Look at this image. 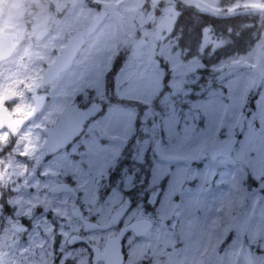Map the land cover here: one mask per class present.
<instances>
[{
    "label": "rangeland",
    "instance_id": "obj_1",
    "mask_svg": "<svg viewBox=\"0 0 264 264\" xmlns=\"http://www.w3.org/2000/svg\"><path fill=\"white\" fill-rule=\"evenodd\" d=\"M88 1L0 0V31L24 39L27 31H54L56 54L74 31L106 13L56 80L60 110L76 99L83 106L100 101L104 110L56 154V177L44 184L69 182L91 198L92 224L104 223L101 211L110 208L107 200L121 199L118 189L150 191L156 198L151 237L125 264H264V76L251 97L264 65V0ZM178 2L214 17L256 15L261 28L243 53L226 56L217 51L230 37L213 27L203 28L192 48L179 46V33L156 40L166 9ZM29 58L35 61L34 54ZM43 62L49 63L46 54ZM49 122L41 117L16 136L8 165L14 186L27 187L16 158L28 153L21 146L37 150L41 125ZM233 138L228 157L213 156ZM72 201L56 196L51 210L41 195L17 193L2 204L0 264H50L55 235L56 264H89L82 243H67L74 235L97 241L95 230H80ZM47 214L55 225L45 222Z\"/></svg>",
    "mask_w": 264,
    "mask_h": 264
},
{
    "label": "flooded vegetation",
    "instance_id": "obj_2",
    "mask_svg": "<svg viewBox=\"0 0 264 264\" xmlns=\"http://www.w3.org/2000/svg\"><path fill=\"white\" fill-rule=\"evenodd\" d=\"M88 3L89 1L85 0V4ZM170 6L169 9L176 12V15L172 14L176 19L174 24L176 25L182 10L176 7V5ZM0 32L14 33L16 35L15 41L17 42L12 54L7 59L0 61V114H9L14 118L28 117L34 112L36 106L42 107L27 124L15 129L14 132L8 127L0 129V180L4 181L0 183L3 185L0 188V206L4 205L5 202L8 204V200L17 193L41 195L45 199L44 206L51 210L56 209V196L66 195L67 197H71L73 201L69 206V210L78 213L75 214V217L79 219L80 230L84 233H86L85 231L95 230L93 233L94 239H97L96 242L93 243L86 237L87 242H78L82 243L88 250V263L93 264V249L90 246L91 244L98 247L101 252H104L110 239L123 231L120 243L124 260L123 264H125L131 253H135L136 248L142 245L141 240L147 237V235L151 237L155 225L153 216L156 208V198L151 196L150 191L133 192L131 189H118L117 191H120L119 195L121 199L117 203L107 200V207L110 203V208L101 211L104 223L92 224V218L88 219L87 217V212L91 211V198L85 197L80 189L77 190L73 184L65 182L74 187L75 193H56L50 191V188L56 182L47 186L44 184V180L50 175L56 177V154L62 150L58 153L47 154L43 146L46 140L43 129L52 126L56 122V116L67 104H70L66 103L61 110L59 109V99L56 93V80L58 78L44 81L46 69L53 64L56 58V38H49L50 35L54 34V31H27L25 39L23 38L24 34L20 35L22 36L20 38L13 31ZM23 50L25 52L21 55ZM28 54H34L35 61L32 58L27 59ZM44 54L49 58V63L43 62L38 64V61L42 60ZM17 55L19 58L11 61ZM34 62L36 65L33 64ZM68 70L60 73V75ZM258 74H264V70L259 69ZM73 102H77L78 105L83 107L77 99ZM44 116L50 118L51 122L41 125L42 140L38 149L32 150L33 146L31 144L23 145L21 148L28 151V153L25 156H16L23 168L22 181L27 187L23 188L19 183H16V186H14V183L11 181L13 178L9 175L8 165L15 154L14 148L17 146L16 136L27 127L34 125L36 121ZM108 191L105 193L106 195H108ZM50 219L51 214H47L45 222H51L55 225V221H50ZM70 238L72 236L69 237L67 243H70ZM59 242L60 239L56 243L55 235V238L53 237L52 240V251L49 253L51 256L48 257V259H51L50 264H56V258L59 257L57 252L60 247ZM145 246L148 248L149 253H151L149 239L146 241ZM143 261L136 264H142ZM98 264L106 263L100 260Z\"/></svg>",
    "mask_w": 264,
    "mask_h": 264
},
{
    "label": "water",
    "instance_id": "obj_3",
    "mask_svg": "<svg viewBox=\"0 0 264 264\" xmlns=\"http://www.w3.org/2000/svg\"><path fill=\"white\" fill-rule=\"evenodd\" d=\"M166 13L167 14L164 16V21L155 30L154 37L156 40L164 39L165 36L171 33V30L174 27L176 19L173 15H176V12H173L171 9H167ZM105 18V11H100L87 27L74 31V33L67 38L65 46H63L60 52L56 54L53 64L46 69L44 81L58 78L60 73L68 70L71 67L79 51L83 48L88 35L93 33ZM41 31L46 30L43 29ZM15 38L16 35L14 33L0 32V61L7 59L14 51L17 44ZM142 44L143 42H139L135 47L133 58L137 59L140 57V47ZM41 108V106H36L34 112L28 117L14 118L9 114H0V129L3 127H8L14 132L15 129L27 124L35 116V114L41 110ZM103 109L104 106L99 101L84 107L79 106L77 102L67 104L58 114L56 122L52 126H48L43 129V132L46 135V140L43 146L47 151V154H54L68 147L83 133L85 125L90 120L96 118L103 111ZM233 145L234 141L232 140L229 145L222 148L218 152L216 151L214 156L227 155L232 149ZM50 191L56 193H75L74 187L65 182L56 183L52 188H50ZM122 234L123 231L110 239L104 252H101L98 247L90 245L93 249V264H98L100 260L105 261L106 264H123L124 260L120 243ZM79 241L87 242L86 239H83L79 236H73L70 239V244Z\"/></svg>",
    "mask_w": 264,
    "mask_h": 264
},
{
    "label": "trees",
    "instance_id": "obj_4",
    "mask_svg": "<svg viewBox=\"0 0 264 264\" xmlns=\"http://www.w3.org/2000/svg\"><path fill=\"white\" fill-rule=\"evenodd\" d=\"M176 6L182 10L172 33H179L178 44L181 48H192L202 34L203 27L210 26L230 37V41L217 51L218 56H226L233 53H243L255 40L261 26L257 27V16L238 14L216 18L201 14L194 6H187L178 2ZM249 23L252 24L249 27ZM112 70L108 72V78ZM257 88H254L251 97L256 96ZM264 197V187L261 188Z\"/></svg>",
    "mask_w": 264,
    "mask_h": 264
}]
</instances>
